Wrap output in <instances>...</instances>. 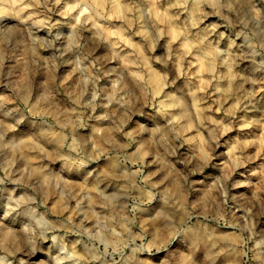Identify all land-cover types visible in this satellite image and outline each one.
Segmentation results:
<instances>
[{"label":"rangeland","instance_id":"obj_1","mask_svg":"<svg viewBox=\"0 0 264 264\" xmlns=\"http://www.w3.org/2000/svg\"><path fill=\"white\" fill-rule=\"evenodd\" d=\"M0 264H264V0H0Z\"/></svg>","mask_w":264,"mask_h":264},{"label":"bare ground","instance_id":"obj_2","mask_svg":"<svg viewBox=\"0 0 264 264\" xmlns=\"http://www.w3.org/2000/svg\"><path fill=\"white\" fill-rule=\"evenodd\" d=\"M116 201V200H115Z\"/></svg>","mask_w":264,"mask_h":264}]
</instances>
